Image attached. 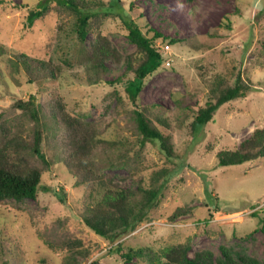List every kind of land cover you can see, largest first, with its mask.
<instances>
[{
    "label": "rangeland",
    "instance_id": "obj_1",
    "mask_svg": "<svg viewBox=\"0 0 264 264\" xmlns=\"http://www.w3.org/2000/svg\"><path fill=\"white\" fill-rule=\"evenodd\" d=\"M37 1H0L4 59H14L22 52L32 57H52L61 64L64 68L58 88L54 91L52 87L49 95L53 91L54 96L62 95L73 113H84L88 120L99 123L104 138L121 142L118 149L98 155L104 166L105 186L112 180L123 188L137 189L141 178L147 180L166 159L152 143H147L140 157L134 154L138 137L130 120L133 106L124 82H118L125 65L109 63L101 83H86L84 66L75 58L81 52L80 43L70 27L57 34L62 20L57 11L27 26L28 11L20 5ZM120 4L142 24L148 23L178 40L170 45L160 42L161 49L168 51L167 61L147 77L138 102L148 114L161 113L167 118L171 127L163 129L171 135L184 165L169 180L161 204L150 213L151 221L108 242L85 222L88 207L99 198L103 185L74 186L54 146L53 130L48 128L44 150L56 165L45 173V188L37 199L0 201V264H61L69 253V243L77 240L90 250V260L99 258L104 264H152L154 254L188 239L191 257L201 250H211L220 257L221 246L226 245L264 261V211L252 214L264 208V159L228 167L218 164L221 149L238 147L256 128L264 127V0H120ZM103 31L123 54L135 50L119 16L106 18ZM94 38L93 33L88 36V45ZM12 71L9 62L0 60V114L11 120L21 113L13 106L15 100L36 92L26 79L16 82ZM230 71L241 72L249 79L252 92L221 107L194 136V110L205 103L213 76ZM114 89L124 98L123 104L110 95ZM48 93L44 94L46 98ZM44 96L40 100L47 114L49 105ZM131 146L135 148L131 158H120L114 164L108 161L109 156ZM123 161L128 166H120ZM178 206H190L193 211L170 221ZM119 243L125 251L144 248L145 254L126 260L124 251H115ZM74 248L80 247L75 244ZM88 262L83 260V264Z\"/></svg>",
    "mask_w": 264,
    "mask_h": 264
},
{
    "label": "trees",
    "instance_id": "obj_2",
    "mask_svg": "<svg viewBox=\"0 0 264 264\" xmlns=\"http://www.w3.org/2000/svg\"><path fill=\"white\" fill-rule=\"evenodd\" d=\"M20 6L28 11L26 16L28 27H32L37 20L44 18L52 10L61 15L62 20L57 26V34L60 35L70 27V32L77 37L81 52L75 58L84 66L86 83H101L109 71V63L117 67L125 65L126 71L118 78V82H124V90L133 106L129 113L138 137L137 150L134 151L135 148L131 146L116 156H109L108 161L114 164L120 158H131L133 151L136 157H140L147 143L156 146L166 161L162 167L154 169L147 180L141 178L137 189L123 188L111 182L112 180L106 187L104 166L103 162L98 160V155L118 149L121 142L104 138L98 122L88 120L84 113L76 115L68 108L62 95L54 96V91L58 88L56 85L58 78L64 68L61 64L56 63L52 57L48 59L32 57L22 52L15 54L14 59L10 57L4 59L6 49L0 45V60L10 63L15 81L21 83L24 78L27 84L36 88V92L30 93L28 98L15 100L13 106L20 110V117L11 120L0 114V201L37 199L40 190L45 188L43 180L45 173L52 171L56 165L44 150L46 130L51 128L54 146L59 149V159L72 175L74 186L81 187L94 183L103 185L99 198L88 207L85 222L96 234L108 242H114L119 237L135 231L143 223L151 221L150 213L161 204L169 180L184 165L181 162L182 157L178 156L174 149L171 135L163 129L171 127L167 118L161 113L148 114L138 102L147 77L154 74L167 61L166 57L169 54H164L160 42L170 45L178 40L168 38L148 23L142 24L140 19L133 18L120 4V0L107 2L38 0L31 4L22 3ZM112 15L121 18L129 41L135 46V50L128 55L123 54L103 31L106 18ZM91 33L95 38L88 45V36ZM110 83L115 84L114 81ZM52 87L54 91L49 95ZM252 90L251 82L241 72L216 73L212 78L205 103L194 110V120L191 124L194 136L199 135V130L214 119L221 107L236 99L247 97ZM45 93H48V98L44 96ZM110 95L117 98L121 104L124 103L118 89H114ZM43 96L49 105L47 114L45 105L40 100ZM260 159H264V127L256 128L238 147L224 148L218 153V164L222 167ZM126 165L128 166V162L123 161L120 166ZM63 194L65 195V192ZM192 211L193 208L190 206H178L169 219L176 221ZM263 211L262 206L252 214L258 212L261 215ZM209 216L213 217L211 211ZM261 221V229L264 230V218L261 217ZM252 234L250 233L249 237ZM76 242L69 243V253L61 264H83V260L87 259L88 264H104L99 258L90 260L91 252L87 247H83L84 242L82 240ZM75 244L80 248L75 249ZM191 250V239H188L183 243L166 246L161 250V254H154L151 262L264 264V261L247 252L226 245L221 246L220 257H215L211 250L198 251L191 257ZM115 251L117 253L124 251L122 256L129 261L145 254L144 248H129L125 251L121 243L116 245Z\"/></svg>",
    "mask_w": 264,
    "mask_h": 264
},
{
    "label": "built area",
    "instance_id": "obj_3",
    "mask_svg": "<svg viewBox=\"0 0 264 264\" xmlns=\"http://www.w3.org/2000/svg\"><path fill=\"white\" fill-rule=\"evenodd\" d=\"M165 48H166V47H165ZM167 49H169V46H167ZM164 51L168 53V51H166V49H164Z\"/></svg>",
    "mask_w": 264,
    "mask_h": 264
}]
</instances>
